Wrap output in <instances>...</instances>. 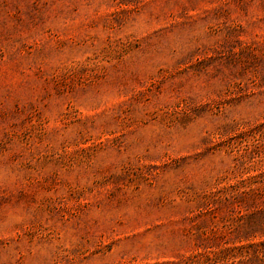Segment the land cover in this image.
Returning <instances> with one entry per match:
<instances>
[{
	"label": "rangeland",
	"instance_id": "obj_1",
	"mask_svg": "<svg viewBox=\"0 0 264 264\" xmlns=\"http://www.w3.org/2000/svg\"><path fill=\"white\" fill-rule=\"evenodd\" d=\"M0 264H264V0H0Z\"/></svg>",
	"mask_w": 264,
	"mask_h": 264
}]
</instances>
